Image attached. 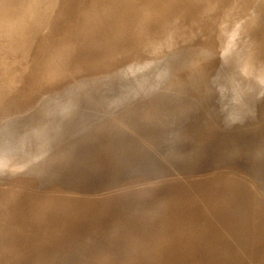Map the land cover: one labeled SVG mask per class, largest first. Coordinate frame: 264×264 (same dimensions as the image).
Segmentation results:
<instances>
[{
    "label": "rangeland",
    "instance_id": "374dc122",
    "mask_svg": "<svg viewBox=\"0 0 264 264\" xmlns=\"http://www.w3.org/2000/svg\"><path fill=\"white\" fill-rule=\"evenodd\" d=\"M65 1L0 0V227L60 220L19 264H264V0H68L74 47L45 36Z\"/></svg>",
    "mask_w": 264,
    "mask_h": 264
},
{
    "label": "bare ground",
    "instance_id": "6f19581e",
    "mask_svg": "<svg viewBox=\"0 0 264 264\" xmlns=\"http://www.w3.org/2000/svg\"><path fill=\"white\" fill-rule=\"evenodd\" d=\"M65 1V0H64ZM70 1V0H69ZM69 1L68 0H66L64 3H62V5H61V8H65L66 9V7L68 8V9H70V10H68V12L70 13V15H69V13L65 10H63L65 13L67 12L68 13V16H69V18H67L66 19V22L64 23V25H61V24H59V23H55V24H53L54 25V27H53V25H52V27L50 28V29H48V32H47V34L45 35V36H54L56 39H55V41L54 42H58V43H60V42H62L63 44H65V46L67 45V42H71V44H70V47H74V45H72L73 44V42H79L80 41V38H79V40L77 39V37H80L81 36V33H83L82 31H83V29H82V31H81V27H80V36H77L76 37V35H75V33H76V31L73 33V31L75 30L74 29V26H76L77 25V27H78V25L79 24H81V25H88L89 23L91 24V23H95V22H92L91 20L92 19H89V18H91V16H87V17H89L87 20L86 19H84V17H82V18H80V16H83L82 15V13H83V11L81 12V10H79L80 11V13H81V15L80 16H77V15H75L78 11V9L79 8H75V7H70L69 6ZM250 1V0H249ZM248 1V2H249ZM257 1V0H256ZM41 2V1H40ZM245 2V1H244ZM37 3V2H36ZM68 3V4H67ZM255 3V2H254ZM263 3V2H262ZM39 4V3H38ZM260 4V3H259ZM253 5V4H252ZM257 6V5H256ZM254 7V6H253ZM135 8V7H134ZM255 8V7H254ZM258 9H260V8H258ZM63 11H61V14L63 13ZM251 11H254L253 9H251ZM67 13H66V16H67ZM84 14V13H83ZM62 15H64V14H62ZM73 15H75V16H73ZM78 15H79V13H78ZM77 17V18H76ZM65 18V17H64ZM79 18V19H78ZM89 24V25H90ZM97 25V24H96ZM96 25H94V26H96ZM80 26V25H79ZM90 26H92V25H90ZM93 26V27H94ZM70 27V28H69ZM77 27H75V28H77ZM89 27V26H88ZM87 27V28H88ZM91 28V27H90ZM94 28H96V27H94ZM86 30V29H85ZM88 31H90V29H87ZM92 31V30H91ZM55 32H59L60 33V35L59 36H55V35H51V34H53V33H55ZM85 32V31H84ZM77 34V33H76ZM72 35V36H71ZM77 35H79V34H77ZM83 35V34H82ZM72 38H71V37ZM70 37V38H69ZM46 40V39H45ZM65 40H66V43H64L65 42ZM82 40V39H81ZM52 41H53V39H52ZM54 42H52V44H54ZM56 44V43H55ZM54 44V46H52L53 47V49H55V48H57L59 45H55ZM63 44H61V45H63ZM69 45V44H68ZM56 46V47H55ZM64 46V45H63ZM48 47H51V44H50V46L48 45ZM55 47V48H54ZM59 48V47H58ZM60 48H63V47H60ZM51 49V48H50ZM52 49V50H53ZM64 49V48H63ZM52 50H50L52 53L51 54H53V51ZM49 51V48H47V52H50ZM55 51V50H54ZM51 54H50V60H49V64L47 63V65H50V63H53V60L52 59H55V61H57L58 60V58H59V56H58V58H57V54H54L55 56H56V58H57V60H56V58L54 57V55H52V59H51ZM14 56H15V54H14ZM13 56V57H14ZM31 56H32V54H31ZM54 57V58H53ZM60 60H62V58H60L58 61H59V63H58V61H57V63H58V65L61 67L62 65L60 64L61 63V61ZM55 61H54V63H55ZM57 63L56 64H53L55 67H56V65H57ZM53 65H52V67H53ZM64 65V64H63ZM51 66V65H50ZM45 67V68H44ZM51 67V68H52ZM53 68V69H51L50 67H48V66H46V65H43V70H41L40 72H38L37 74H36V80H37V83H38V85H35V84H33V82H31L32 83V87L30 88V91L32 90V92H33V95H35V99H33L32 101H34L33 102V106H32V108H34V107H36V109H37V107H38V109L39 110H42V109H46L45 111H51V109H52V103H56V98H51V100H50V102L48 103V101H43V98H44V96H43V92H39V88H40V86H50V87H52V86H55L56 87V85H54L55 83H54V78H57V76H51V72H50V69L51 70H53L55 73H57L58 71H55L54 69H57V67L56 68ZM60 69V71H62L61 69H63V67L62 68H59ZM58 69V70H59ZM59 73V72H58ZM32 79V78H31ZM57 82H59V84H60V86L62 87L63 86V81H57ZM34 86V87H33ZM87 93V92H86ZM76 95H78V93H77V90L75 89H72L71 90V92L69 91V96H70V98H73L74 96H76ZM63 100V99H62ZM59 101V103H60V100H58ZM67 102V101H66ZM70 102V103H69ZM58 103V102H57ZM65 103V102H64ZM26 108L27 107H25V110H26ZM66 108L68 109L67 111L69 112V110H70V112H72V111H77L79 108H81V107H78V106H76V102L75 101H71L70 99H69V101H68V103H67V106H66ZM25 111H23V112H17V113H13L12 114V116H10V118H9V121H8V123H7V125H8V129L5 131V133L6 134H12V135H20L21 134V132H20V130L21 129H19V124H17V123H19L20 121H19V117L21 116V114H23ZM230 114V113H229ZM227 118V117H226ZM257 118V117H256ZM205 125V124H204ZM221 127V126H220ZM264 128V127H263ZM16 135V136H17ZM11 136V135H10ZM260 141V140H259ZM246 142V141H245ZM108 164H110V163H108ZM107 167H110L109 165H107ZM116 167V166H115ZM114 167V168H115ZM113 168V169H114ZM1 169V168H0ZM111 170V169H110ZM1 171H2V169H1ZM256 182V181H255ZM257 184V183H256ZM80 190V189H79ZM82 190V189H81ZM87 192H89V191H87ZM55 193H56V191H55ZM69 194V193H68ZM53 196H54V194H53ZM52 196V197H53ZM37 197V196H36ZM82 197H84V196H82ZM38 198H40V197H38ZM66 198V197H65ZM81 198V197H80ZM53 199V198H52ZM51 199V200H52ZM55 199V198H54ZM63 199V198H62ZM68 199V198H67ZM71 199V198H70ZM86 199V198H85ZM2 201V203L1 204H3L4 203V200H1L0 199V202ZM65 201V200H64ZM81 201V200H80ZM51 202V201H50ZM49 202V203H50ZM54 202H56L55 200H54ZM61 202V201H60ZM59 202V203H60ZM6 203H7V201H6ZM48 203V204H49ZM63 203V202H62ZM64 204H65V202H64ZM52 205V204H51ZM59 205V204H58ZM1 206V205H0ZM3 206V205H2ZM62 206V205H61ZM67 206V205H66ZM66 206H64V207H66ZM63 207V208H64ZM53 208V207H52ZM57 208V207H56ZM73 208V206H71V204L69 205V206H67L66 208H65V212H64V214L63 215H65V216H67L68 215V217H69V214H71V209ZM27 209V208H26ZM45 209H47V208H45ZM61 209H62V207H61ZM52 210H55L54 208L52 209ZM51 211V210H50ZM57 211H58V209H57ZM60 211V210H59ZM58 211V212H59ZM30 212V210H27L26 211V213H29ZM46 212V211H45ZM49 213V212H48ZM46 214H47V212H46ZM56 214V213H55ZM55 214L54 215H51V213L50 214H48L47 216H43V218H42V225L40 226V228L37 230V232L35 233V234H32V235H30V236H23V235H18L17 237H16V239L14 240V242L13 243H8L7 242V236H8V232H9V228H7L5 225H4V227H3V229L1 230L0 229V236H2L1 237V239H0V264H19V261L20 260H27L28 258H29V256H32L31 255V253L33 252V249H34V246H35V243L36 242H38V238H40V236L41 237H48V236H50L51 237V235L53 234V231H54V228H55V226H56V224H59V222L58 221H60V220H58L56 217H55ZM58 214V213H57ZM62 214V213H61ZM60 215V214H59ZM254 216H258V214L257 213H255L254 214ZM22 217H24V215L22 216ZM73 217V216H72ZM1 218L2 217H0V220H1ZM63 219H65V218H63ZM70 219V218H69ZM69 219L67 220V221H69ZM72 219V218H71ZM3 221V220H2ZM66 220H64V223H66L65 222ZM4 222V221H3ZM24 223H23V225H26V221H23ZM68 223V222H67ZM2 225H3V223H2ZM0 226H1V222H0ZM235 229H231V228H227V227H224L223 228V231H224V233H222L221 235H223V239L220 237V235L218 234V233H216L215 232V238H218L217 240V242H216V245H219V247H222L224 250L226 249V250H229V247H230V245H228V243H227V240L226 239H228V240H230V241H232L231 239H229V237H230V235L233 233V231H234ZM242 233V229H240L239 231H238V235H240ZM228 234V235H227ZM215 242V241H214ZM213 244V243H212ZM237 246H238V244H236ZM254 248L255 247H253L252 245L250 246V251H253L254 250ZM238 248H236V249H232V250H237ZM54 253V255H57L56 256V259H61L62 258V256L60 255V253L58 252V251H54L53 252ZM162 253H165V252H162ZM180 254H182V260L181 261H179V262H176V263H174V264H189V262L191 261V264H204V263H202L201 262V260L200 259H197V258H195V253L193 254V255H191V256H188L187 254H186V252H185V249H184V247L182 246V250H180ZM59 255V256H58ZM191 258V260H189ZM38 260H39V258H35V264H39L40 263V261L38 262ZM32 263V261L31 262H29V264H31ZM142 264H150V262H142Z\"/></svg>",
    "mask_w": 264,
    "mask_h": 264
}]
</instances>
